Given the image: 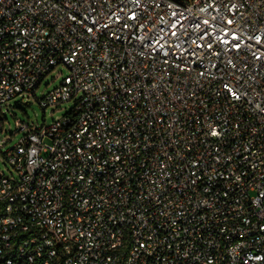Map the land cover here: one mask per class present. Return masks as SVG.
<instances>
[{"label":"built area","instance_id":"obj_1","mask_svg":"<svg viewBox=\"0 0 264 264\" xmlns=\"http://www.w3.org/2000/svg\"><path fill=\"white\" fill-rule=\"evenodd\" d=\"M0 264H264V0H0Z\"/></svg>","mask_w":264,"mask_h":264},{"label":"rangeland","instance_id":"obj_2","mask_svg":"<svg viewBox=\"0 0 264 264\" xmlns=\"http://www.w3.org/2000/svg\"><path fill=\"white\" fill-rule=\"evenodd\" d=\"M67 75H69L67 68L58 66L44 78L35 94L36 97L28 93L17 95L0 108V138L11 139L3 146L2 151L15 146L24 135V131L18 130L17 123H27L32 127H39L44 123L50 125L53 121L61 119L72 111L76 98L49 106L46 110H43L39 104V100L58 87ZM0 170L11 179L17 178L14 168L1 158Z\"/></svg>","mask_w":264,"mask_h":264},{"label":"trees","instance_id":"obj_3","mask_svg":"<svg viewBox=\"0 0 264 264\" xmlns=\"http://www.w3.org/2000/svg\"><path fill=\"white\" fill-rule=\"evenodd\" d=\"M73 109H74V107H73ZM73 109H72V111L69 114H71L73 112ZM69 114H67V115H69Z\"/></svg>","mask_w":264,"mask_h":264}]
</instances>
